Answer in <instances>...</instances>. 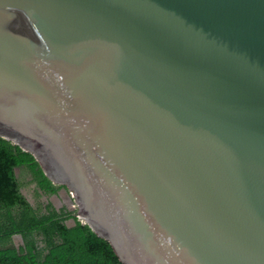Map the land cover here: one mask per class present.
I'll return each instance as SVG.
<instances>
[{
    "label": "water",
    "instance_id": "water-1",
    "mask_svg": "<svg viewBox=\"0 0 264 264\" xmlns=\"http://www.w3.org/2000/svg\"><path fill=\"white\" fill-rule=\"evenodd\" d=\"M0 139L121 264H264V0H0Z\"/></svg>",
    "mask_w": 264,
    "mask_h": 264
},
{
    "label": "trees",
    "instance_id": "trees-1",
    "mask_svg": "<svg viewBox=\"0 0 264 264\" xmlns=\"http://www.w3.org/2000/svg\"><path fill=\"white\" fill-rule=\"evenodd\" d=\"M35 185L48 197L60 187L49 182L34 157L0 139V264H121L109 244L96 237L72 213L31 204L23 191ZM23 244L16 247L13 237Z\"/></svg>",
    "mask_w": 264,
    "mask_h": 264
},
{
    "label": "flooded vegetation",
    "instance_id": "flooded-vegetation-1",
    "mask_svg": "<svg viewBox=\"0 0 264 264\" xmlns=\"http://www.w3.org/2000/svg\"><path fill=\"white\" fill-rule=\"evenodd\" d=\"M35 185L32 186V189L30 191H27L26 194L24 193V195L28 198L29 202L33 205L35 204H41L43 205L44 207L47 206V204H49V202H51L55 208L57 210H61L62 208H65V210L69 213L73 212L71 210V207L70 205L71 204H74L73 201L69 198V193L64 190L63 188H60L57 192L56 195H53V196H50L48 197L47 195L43 194L40 190H38V194H39V199L36 201L34 198H33V194L35 192ZM31 197V198H30ZM53 198H56L57 200H60L59 203H56ZM56 204H62L60 205L59 207L56 206ZM13 242L15 244L16 247H19L20 245L23 244L22 242V239L21 237L19 236H14L13 237ZM18 242V243H17Z\"/></svg>",
    "mask_w": 264,
    "mask_h": 264
},
{
    "label": "rangeland",
    "instance_id": "rangeland-1",
    "mask_svg": "<svg viewBox=\"0 0 264 264\" xmlns=\"http://www.w3.org/2000/svg\"><path fill=\"white\" fill-rule=\"evenodd\" d=\"M26 190H24V193L26 194ZM31 198V197H30ZM53 200L56 202V203H59L60 202V200H57L56 198H53ZM60 205H62V204H56V206L57 207H59ZM70 207H71V205H70ZM18 243V242H17Z\"/></svg>",
    "mask_w": 264,
    "mask_h": 264
}]
</instances>
